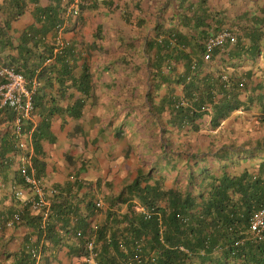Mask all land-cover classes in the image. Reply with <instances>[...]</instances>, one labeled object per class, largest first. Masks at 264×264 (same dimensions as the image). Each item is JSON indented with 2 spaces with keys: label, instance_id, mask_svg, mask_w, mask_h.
<instances>
[{
  "label": "trees",
  "instance_id": "obj_1",
  "mask_svg": "<svg viewBox=\"0 0 264 264\" xmlns=\"http://www.w3.org/2000/svg\"><path fill=\"white\" fill-rule=\"evenodd\" d=\"M38 1L0 3L2 65L21 72L35 87L30 116L21 118L23 145L14 133L16 112L0 107V190H9L12 200L0 214V232L15 213L19 217L10 228H26L17 248L0 239V264H56L61 250L73 264H264V235L257 238L249 228L253 214L264 207V133L254 137L248 131L241 138L228 130L240 119L237 110L254 107L260 110L255 123L264 127V19L254 17L248 31L237 32L208 11L207 0H199V11L181 10L179 26L156 23L146 41L148 57L141 61L145 74L137 78L145 100L136 108L147 118L135 122L143 127L145 145L137 166L128 170L134 176L118 186L110 178L93 181L83 176L87 166L81 163L63 183L47 184L42 140L53 138L50 119L44 115L33 127L31 117L43 107V86L53 83L56 66L70 72L71 45L54 49L59 28L72 15H66L69 0ZM32 2L38 27L11 33V21ZM222 27L236 40L216 46L205 59L207 37ZM49 31L52 40H45ZM260 60L261 67L254 69ZM73 81L86 93L91 74L85 69ZM170 127L175 133L167 136ZM220 127L229 133H218ZM203 135L208 137L204 143ZM23 162L46 197L38 211L14 194L17 185L32 195L20 170Z\"/></svg>",
  "mask_w": 264,
  "mask_h": 264
},
{
  "label": "crops",
  "instance_id": "obj_2",
  "mask_svg": "<svg viewBox=\"0 0 264 264\" xmlns=\"http://www.w3.org/2000/svg\"><path fill=\"white\" fill-rule=\"evenodd\" d=\"M50 1L39 0L38 4L47 5ZM86 1L80 13L68 19L60 37L57 35L71 45L70 72H61L60 65L56 66L51 72L53 83L43 86V107L38 106L41 111L37 110L31 118L33 127L44 115L50 119L49 132L53 138L47 135L42 140L47 184L63 183L69 178V170L85 163L87 169L83 176L86 179L95 181L103 177L102 181H106L110 178L118 186L134 176L133 172L128 174V170L137 166L136 157L145 145L143 127L138 123L140 118L145 121L147 117L136 106L140 107L145 100L144 87L138 84L137 78L145 74L141 61L148 57L147 38L153 35L158 22L165 27L179 26L186 8L190 7V12L200 10L199 0H185L182 9L179 8L181 0ZM35 4L29 3L27 9L11 21V33L27 25L38 27L40 23L33 13ZM206 8L218 21L224 20L237 32L248 31L254 17L264 19V0H207ZM261 25L264 26V22ZM182 29L189 31L188 27ZM51 37L49 31L45 40H52ZM5 53L0 49V58ZM136 63L140 64L139 69ZM261 64L262 60L258 61L254 69ZM85 69L91 74V85L86 93L73 81V77H78ZM79 101L82 110H78ZM248 112L254 114L255 119L260 110L254 107ZM170 130L167 136L175 133L173 128ZM8 194L9 190H0V214L11 208ZM7 227L0 232V239L7 240L11 248L19 247L26 228ZM56 264L73 263L61 250Z\"/></svg>",
  "mask_w": 264,
  "mask_h": 264
},
{
  "label": "built area",
  "instance_id": "obj_3",
  "mask_svg": "<svg viewBox=\"0 0 264 264\" xmlns=\"http://www.w3.org/2000/svg\"><path fill=\"white\" fill-rule=\"evenodd\" d=\"M82 0H69V4L66 9V15L76 16L80 13V3ZM85 4L87 1H83ZM61 31V28H59ZM58 31V32H59ZM236 40L235 33L228 27H222L217 31V33L207 37L205 41V52L204 58L208 59L211 56L213 49L216 46H222L225 42L233 43ZM0 107L8 106L16 112V120L14 133L17 138H19V144H24V135L21 127L22 117H29L31 110L33 108V93H34V81L31 87L28 86L25 76L16 71L13 67L6 65L0 66ZM25 161V160H24ZM21 173L24 177L26 183L30 184L32 187V195H25L23 190L19 186H13L15 197L20 199L24 204L29 202L32 209L38 211L47 204L45 194L42 190L40 181L32 174L27 172L25 163L20 165ZM100 203V201L98 202ZM43 218L46 217L47 211L42 210ZM18 213H15L13 217L5 220L6 226H11L14 219H18ZM249 228L251 233L261 238L264 234V207L259 208L251 217ZM89 254L87 260L89 262L93 261L94 252L93 242L89 241L87 244Z\"/></svg>",
  "mask_w": 264,
  "mask_h": 264
},
{
  "label": "rangeland",
  "instance_id": "obj_4",
  "mask_svg": "<svg viewBox=\"0 0 264 264\" xmlns=\"http://www.w3.org/2000/svg\"><path fill=\"white\" fill-rule=\"evenodd\" d=\"M237 113V112H236ZM242 113V112H241ZM239 113V116L240 119L239 120H236L234 122V124L228 128V130L230 129H234V135H238L241 136V138L245 137V135L247 134L248 131H252V134H254V137L256 136H261L263 133H264V127H262L263 125L261 124H258V123H252V119H254V114H251L250 112H243L242 114ZM252 118V119H250ZM218 130V133L219 131L223 132L225 130V134H228L229 131L227 129H222L221 127L220 128H217ZM140 136L143 135V133H139ZM207 136L203 135L199 138L200 142L204 143L207 141Z\"/></svg>",
  "mask_w": 264,
  "mask_h": 264
},
{
  "label": "clouds",
  "instance_id": "obj_5",
  "mask_svg": "<svg viewBox=\"0 0 264 264\" xmlns=\"http://www.w3.org/2000/svg\"><path fill=\"white\" fill-rule=\"evenodd\" d=\"M80 11H81V9H80ZM77 16V15H76ZM72 17H75V16H72ZM69 18V17H68ZM68 19H66L65 21H67ZM63 31V29H61V31H59L58 32V36L60 37V34H61V32ZM58 42H59V46L58 47H56L55 49H54V52H58V51H60L59 49H60V47L62 46H65V45H67V43L65 42V40H60V38L58 39ZM49 59H47V61H48ZM46 61V62H47ZM3 66V65H2ZM261 208V207H260ZM251 232V231H250ZM264 235V234H263ZM263 235H262V237H263ZM256 237V236H255ZM261 237V238H262ZM258 238V237H257Z\"/></svg>",
  "mask_w": 264,
  "mask_h": 264
}]
</instances>
